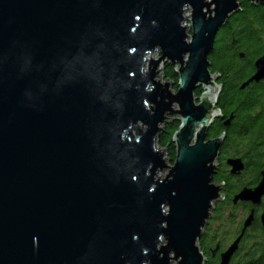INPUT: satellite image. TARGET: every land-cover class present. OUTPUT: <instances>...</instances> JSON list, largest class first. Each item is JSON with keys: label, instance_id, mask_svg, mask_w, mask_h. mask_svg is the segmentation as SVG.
<instances>
[{"label": "water", "instance_id": "1", "mask_svg": "<svg viewBox=\"0 0 264 264\" xmlns=\"http://www.w3.org/2000/svg\"><path fill=\"white\" fill-rule=\"evenodd\" d=\"M239 1L0 0V264L205 263L225 139L207 140L222 116L207 58ZM161 63L176 67L175 93ZM254 69L241 88L264 80V56ZM170 117L168 166L156 141ZM225 165L244 170L240 157ZM263 198L264 170L233 196L252 208L217 264Z\"/></svg>", "mask_w": 264, "mask_h": 264}, {"label": "trees", "instance_id": "2", "mask_svg": "<svg viewBox=\"0 0 264 264\" xmlns=\"http://www.w3.org/2000/svg\"><path fill=\"white\" fill-rule=\"evenodd\" d=\"M263 54L264 6L240 0L239 11L230 16L218 31L213 52L207 58L209 71L218 77L216 84L221 87L216 109L222 115L211 124L207 140L221 134L225 135V139L217 159V171L212 179V183L222 184L224 199L213 204L211 217L197 242L205 257L204 264H217L219 253L223 251V242L218 240V231L213 229L216 222H226L231 227L236 225V234L239 235L243 221L236 222L234 211L241 208L248 215L252 206L244 203L233 205V196L245 186H255L260 172L264 170V83H250L241 88L253 76L250 77L254 70L253 61ZM168 67L162 79L178 81L173 68ZM201 92L199 89L195 95L199 97ZM178 127V121L169 120L163 125L156 141L157 147L165 151L166 160L171 164L175 159L172 137ZM227 157H240L243 160L244 170L237 177L228 173L225 166ZM259 213H264V198L261 206L256 207L254 221L230 264H264V228Z\"/></svg>", "mask_w": 264, "mask_h": 264}, {"label": "rangeland", "instance_id": "3", "mask_svg": "<svg viewBox=\"0 0 264 264\" xmlns=\"http://www.w3.org/2000/svg\"><path fill=\"white\" fill-rule=\"evenodd\" d=\"M186 16L189 18V16H190V12L188 13V14H186ZM190 23H189V20H187L186 21V23H185V25L186 26H188ZM187 33H188V35L190 36V31L189 30H187ZM157 56V58L159 57V55H156ZM164 66H165V64H164ZM164 66H162V67H164ZM168 66H171V65H169V63H166V66H165V69H166V67L167 68H169ZM172 68H173V71H174V69H176V67L175 66H171ZM178 67V66H177ZM164 69V70H165ZM164 70L162 71V72H160V76H161V78H162V76H163V72H164ZM175 77H176V75H175ZM171 81V86H170V90L171 91H173V93H175L176 92V90H177V82L178 81H174V80H170ZM202 91V90H201ZM173 118V117H172ZM171 117H170V119L169 120H171L172 119ZM233 152H234V150H233ZM227 158H229V157H227ZM226 158V159H227ZM225 159V160H226ZM167 165L168 166H171L172 164L170 163V162H168L167 161ZM168 171L167 170H164L163 171V173H161V172H159L158 173V177H164V175L167 173ZM235 213H236V215H237V221L236 222H242L243 220H244V218L246 217V215H247V212H244L243 211V209H241V208H238V209H236L235 211H234ZM213 229L215 230V231H218L217 232V234H218V240L220 241H222L223 242V250L224 249H226L234 240H235V238L237 237V235L238 234H236V231H237V228H236V225H235V227H231L228 223H226V222H223L222 224H220L219 222H216L215 224H214V227H213ZM242 241V240H241ZM241 243V242H240ZM248 244H249V241H248Z\"/></svg>", "mask_w": 264, "mask_h": 264}, {"label": "flooded vegetation", "instance_id": "4", "mask_svg": "<svg viewBox=\"0 0 264 264\" xmlns=\"http://www.w3.org/2000/svg\"><path fill=\"white\" fill-rule=\"evenodd\" d=\"M262 56H264V54L261 55V56H259V57H257L256 59H258V58H260V57H262ZM256 59H255V60H256ZM255 60L253 61V65H254ZM253 69H254V67H253ZM254 72H255V69L253 70V72H252V74L250 75V77H251L252 75H254ZM250 77H249V78H250ZM262 82L264 83V80L261 81V82H259V83H262ZM250 85H251V84H250ZM250 209H251V208H250ZM250 209H249V210H250ZM259 214H260V213H259Z\"/></svg>", "mask_w": 264, "mask_h": 264}, {"label": "bare ground", "instance_id": "5", "mask_svg": "<svg viewBox=\"0 0 264 264\" xmlns=\"http://www.w3.org/2000/svg\"><path fill=\"white\" fill-rule=\"evenodd\" d=\"M187 58V57H186ZM154 59H157V56L154 57ZM161 66H164L163 63L160 64L159 70L161 69ZM160 75V73H159ZM201 90V89H200Z\"/></svg>", "mask_w": 264, "mask_h": 264}]
</instances>
